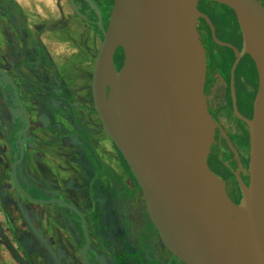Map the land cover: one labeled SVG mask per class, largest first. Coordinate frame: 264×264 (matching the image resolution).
I'll use <instances>...</instances> for the list:
<instances>
[{
  "label": "flooded vegetation",
  "instance_id": "1",
  "mask_svg": "<svg viewBox=\"0 0 264 264\" xmlns=\"http://www.w3.org/2000/svg\"><path fill=\"white\" fill-rule=\"evenodd\" d=\"M5 1L15 32L8 62L0 63V70L12 81L17 96L0 82V137L13 152L14 145L18 150L17 134L25 129L24 158L17 166L19 184L34 199H57L66 204L30 201L14 186L10 165L17 160V153L9 162L12 201L2 204L4 211H0L1 230L9 238L5 239L7 249L12 254L15 249L27 264H35L32 256L39 254L40 249L44 258L54 264H85L81 253L87 239L88 264H183L162 244L148 217L139 186L103 131L93 108L91 75L102 40L98 13L105 30L113 0H73L85 19L74 12L69 0H62L64 7L58 3L60 0H53L54 11L37 0H28L26 8L16 0ZM231 25L233 30L225 42L240 51L242 38L233 15ZM31 29L47 33V39L56 44L73 45L75 63H57ZM197 31L206 53L205 101L217 124L207 164L222 180L230 200L238 204L242 198L240 182L248 184L249 129L235 114L234 105L243 118H252L258 73L252 59L245 55L231 76L233 49L213 40L210 26L203 18L198 19ZM210 42L228 49L232 57L224 75L210 70ZM113 60L118 71L123 63L121 48L116 49ZM244 61L248 63L247 79L238 74ZM41 133H54V139L41 140ZM38 143L60 159L56 170L53 168L59 178L56 182L30 175L27 147ZM63 173L65 179L60 178ZM30 187L41 190L33 196Z\"/></svg>",
  "mask_w": 264,
  "mask_h": 264
},
{
  "label": "water",
  "instance_id": "2",
  "mask_svg": "<svg viewBox=\"0 0 264 264\" xmlns=\"http://www.w3.org/2000/svg\"><path fill=\"white\" fill-rule=\"evenodd\" d=\"M200 0H113L91 75L93 108L139 186L148 217L165 248L183 264H264V3L205 0L234 13L241 49L218 40ZM74 12L85 19L73 0ZM203 18L213 40L232 48L235 61L248 55L258 73L251 119L235 114L249 129L248 184L240 182L238 204L209 168L207 156L217 124L206 105L205 49L197 22ZM123 63L116 71L114 53ZM0 82L17 91L0 70ZM19 107L21 108V104ZM23 111V110H22ZM27 128V127H26ZM17 134L18 158L10 165L14 186L36 203L18 181L25 141ZM72 208V206H68ZM82 249L88 264L86 248Z\"/></svg>",
  "mask_w": 264,
  "mask_h": 264
},
{
  "label": "crops",
  "instance_id": "3",
  "mask_svg": "<svg viewBox=\"0 0 264 264\" xmlns=\"http://www.w3.org/2000/svg\"><path fill=\"white\" fill-rule=\"evenodd\" d=\"M17 3L22 6L23 8H26L28 0H16ZM42 2L46 5L48 9H51L54 11L55 7V1L53 0H37L36 2ZM58 3L64 7V2L62 0L58 1ZM8 4L5 0H0V63H5L4 65L7 64L8 62V53L10 49V41L13 39V32H15V29L11 24L9 23L7 14H8ZM32 33L34 36L37 38L39 37L41 41L45 44L47 47V50L51 57L57 62V63H62V62H68L70 64L75 63L74 56H76V49L73 45H68L65 42L62 44H56L54 42H51L50 39H47V33H40L38 31H35L31 29ZM57 34V33H55ZM74 62V63H73ZM65 79V78H64ZM69 83V82H68ZM70 84V83H69ZM71 85V84H70ZM72 86V85H71ZM54 133H41L39 138L41 140H46V141H52L54 139ZM8 153V154H5ZM12 153V149L9 148L7 149L5 145V141L3 138L0 137V158H3V161H7V164H4V162L0 163V166L4 167L1 169L2 175L6 173V169H9V163L11 160L10 154ZM27 153L29 154V172L32 178L38 177L39 179H46L49 181L56 182V179L58 176H56V172L53 170V168L56 170V166L58 164L59 158H56L53 154L52 151L47 150L43 147L42 144H29L27 147ZM9 155V156H8ZM10 157V158H9ZM46 161H50V163H45ZM2 164V165H1ZM8 171V170H7ZM66 174H61V179H65ZM8 176H9V171H8ZM59 179V178H58ZM9 244L10 241H8ZM5 245V244H4ZM2 244V239L0 238V264H21L17 260L18 258H22L21 261L24 264L26 260L24 257L17 252L14 249V253L12 254L7 247ZM40 253L37 254L35 253L34 258L32 256V259H34L35 264H54L53 260L47 259L46 257L44 258V251L39 250ZM32 255L31 253H29ZM46 259V260H45ZM46 261V263L44 262Z\"/></svg>",
  "mask_w": 264,
  "mask_h": 264
},
{
  "label": "rangeland",
  "instance_id": "4",
  "mask_svg": "<svg viewBox=\"0 0 264 264\" xmlns=\"http://www.w3.org/2000/svg\"><path fill=\"white\" fill-rule=\"evenodd\" d=\"M198 4H199L198 7L201 9L202 13H205L207 16H209V19L211 20L213 26L215 27V34H216L217 39L222 42L229 41L228 38H230V35H231L230 33L233 30L232 29L233 27L231 25L232 14L228 10L222 7L216 10V8L214 7L216 5H213L210 2L200 0ZM208 49H209L208 56L210 57V61H209L210 70L213 73H218L220 75L226 74L228 67L230 66V63L232 62V57L230 56L228 49L222 46H218L214 44L213 42L209 43ZM244 63L245 61L240 65L238 69V74L240 75L241 78L244 77L245 79H247L248 63L246 64ZM13 149L14 151L12 152L11 158L14 160L15 155H17L18 153L17 146L14 145ZM2 162H4V164H7V161L5 160L3 161V158L2 159L0 158V163ZM4 164L3 166H0V211L1 212L4 211L3 209H1V205L2 204L8 205L9 201H12V197H13L12 185L10 183V179L8 176L9 169L5 167L6 173L2 175L1 169L4 167ZM30 188L31 189H29V191L31 192L33 196L38 195V192H40L39 190H41V188L39 187H30ZM11 211L12 209L8 210L9 213H11ZM0 220L3 221L1 218ZM3 235H4L3 230H1V225H0V238L2 239V244L4 245L5 239L9 240V238ZM21 259L18 258L17 261L21 264H24L21 261Z\"/></svg>",
  "mask_w": 264,
  "mask_h": 264
},
{
  "label": "trees",
  "instance_id": "5",
  "mask_svg": "<svg viewBox=\"0 0 264 264\" xmlns=\"http://www.w3.org/2000/svg\"><path fill=\"white\" fill-rule=\"evenodd\" d=\"M203 1H205V0H203ZM264 1V0H263ZM206 2H209V1H206ZM210 3H212V2H210ZM215 5H218V6H220V7H222V8H224V9H226V10H228L233 16H234V13L232 12V10H230L229 8H227L226 6H223V5H219V4H216V3H214Z\"/></svg>",
  "mask_w": 264,
  "mask_h": 264
}]
</instances>
